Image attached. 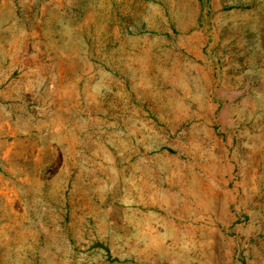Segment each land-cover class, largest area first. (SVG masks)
Returning a JSON list of instances; mask_svg holds the SVG:
<instances>
[{
	"label": "rangeland",
	"instance_id": "374dc122",
	"mask_svg": "<svg viewBox=\"0 0 264 264\" xmlns=\"http://www.w3.org/2000/svg\"><path fill=\"white\" fill-rule=\"evenodd\" d=\"M0 264H264V0H0Z\"/></svg>",
	"mask_w": 264,
	"mask_h": 264
}]
</instances>
